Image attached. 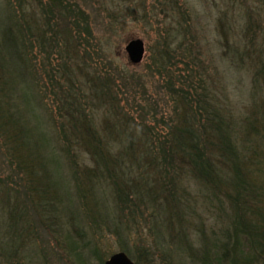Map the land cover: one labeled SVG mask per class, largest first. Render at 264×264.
Wrapping results in <instances>:
<instances>
[{"label": "rangeland", "instance_id": "1", "mask_svg": "<svg viewBox=\"0 0 264 264\" xmlns=\"http://www.w3.org/2000/svg\"><path fill=\"white\" fill-rule=\"evenodd\" d=\"M17 1L0 0V22L3 10L13 16L12 8L17 9L20 4ZM22 1L23 18L34 20L38 28L41 27L45 21L39 14L41 5H47L48 0ZM68 1L84 10L90 23L92 40L84 45L88 49L87 62L75 59L83 68L79 78L91 80L96 74L111 78L115 99L120 97L117 102L121 106L128 100L133 113L129 115L145 133L151 130L163 135L178 124L177 119L168 114L171 103L162 90L157 89L160 84L154 78V63L165 56L166 46H174L175 31L187 30V43L208 69L207 78L213 93L208 101L234 127L236 138L233 140L241 155L239 171L248 182L261 187L256 206L262 217L254 218L261 230L264 229V85L263 77L260 78L264 62V48L261 49V45L264 46V0H175L176 5L173 0ZM56 16V13L46 14L53 29L57 28ZM132 40H140L145 49L144 58L135 66L129 63L124 50ZM51 60L53 66L59 63L58 59L54 61L51 57ZM198 65L194 67L197 79L203 73ZM6 67L0 62V68L5 70ZM10 73L4 81L6 85L0 83V119L12 120L8 131L17 148L11 144L3 146L0 141V264H100L120 251L136 264L170 261L186 264L166 255L167 245L185 242L182 249L187 257L208 240L214 243L217 238L222 239L220 233L228 230L232 216L225 196L231 194L220 192L221 182L217 178L191 174L180 162L173 168L163 164L162 167L125 164L131 177L140 174L147 183L139 191H147L141 197L147 194V198L153 199L152 190L159 188L160 182L170 185L162 196L156 193L154 197L161 208L156 210L151 204L139 203L134 215H129L127 206L131 205L125 202L114 205L109 181L101 177L107 168L99 169L102 161L92 160L88 143L77 140L64 151L54 141L36 80L27 77L22 83L17 73ZM90 80L83 81L88 88ZM84 90L81 95L97 128L104 119L121 123L117 117L119 109L114 114L108 112L109 108L93 107V93ZM115 105L112 111L119 108L116 102ZM104 135L108 138L107 132ZM0 138L4 136L1 134ZM107 145L103 144L102 149L109 153L118 147V144L111 148ZM27 154L37 158L34 165L38 162L40 165L39 169L37 165L31 166L30 173L26 170ZM223 165L217 169L225 178L231 175V170ZM41 170L48 175L45 177ZM227 172L230 173L226 176ZM35 173L37 178L32 180L31 174ZM47 206L55 215L52 211L47 216ZM71 210H76L84 222L75 226ZM51 214L53 219L58 217L59 226L68 234L66 245L61 241L62 245L57 246L51 236L52 228L58 225L55 220H49ZM8 223H12L16 231ZM252 253L245 250L240 258H253V264H264V256L260 260L252 257Z\"/></svg>", "mask_w": 264, "mask_h": 264}, {"label": "trees", "instance_id": "2", "mask_svg": "<svg viewBox=\"0 0 264 264\" xmlns=\"http://www.w3.org/2000/svg\"><path fill=\"white\" fill-rule=\"evenodd\" d=\"M17 2L20 4L17 9L12 8L13 16L3 10V20L0 22V28L3 27L2 35L0 34V62L7 65L5 70L0 68V83L6 82L8 73L12 71L20 76L22 83L27 77L36 80L39 98L43 102L50 128L53 129L54 141L64 151L74 145L77 140L91 146L89 148H91L92 160L97 161L95 163L102 161L99 169L102 166L107 168L106 172L103 170L101 177L109 181L114 205H122L123 202L131 205L132 207L127 206L131 216L136 212L135 206L139 203L144 206L151 204L157 210L162 205L154 199L157 197L156 193L162 196L164 190L170 186L167 182H160V187L152 190L153 199L147 198V194L141 197L140 195L147 191H139L143 190L142 185L147 183L140 174L134 178L131 177L132 173L125 164L131 167L133 164L136 166L156 164L154 165L156 167L157 164H163L165 167L173 168L177 167L175 165L177 162L184 163L191 174L198 177L217 178L221 182L220 192L231 194L225 198L230 204L232 216L228 230L224 229L220 233L222 239L217 238L214 243H211L212 241L209 243L208 240V243L198 245L199 247L187 257H185V249H182V243L184 245L186 243L182 240V243L177 245L175 243L167 245L168 254L166 251L164 253L177 258L175 262L182 261L186 264H253V258L251 260L240 258L245 250H251L252 257L257 256L258 259L263 260L261 257L264 256V229L261 230L257 219L254 218V216L262 217L256 206V200L261 196L262 190L256 184L248 182L239 171L241 155L237 153L239 151L236 141L234 142L236 138L233 136L234 127L227 120L228 118L211 107L208 101V96H213L211 82L207 78L208 69L204 62L195 56L190 43H187V30L178 28L172 37L174 46H166L163 49L165 56L154 63L156 73L154 78L160 84L157 89L162 90L168 102L171 103L168 114L173 115L178 124L163 135L151 130L145 133L144 130H139L137 121L130 116L133 113L128 107V100L121 106L117 102V98L120 99V97L117 96L115 99L111 78H107V75L98 77L96 74L91 80L89 79L90 88L83 83L84 80L85 83L89 82L87 78L84 80L79 78L83 68L75 59L86 61L88 49L84 45L92 40L89 38L90 23L84 14L85 11L77 3L72 4L68 0H48L47 5H41L42 12L39 14L45 21L38 28L34 20L29 18L26 20L21 15L23 8L21 9L20 6L24 1ZM174 4L176 5V2ZM55 13L57 18L54 22L57 28L53 29L46 14ZM21 17L23 20L20 19ZM261 46V49L264 48L263 44ZM51 57L54 61L58 59L59 63L56 66H53ZM196 63L203 68V73L200 74L202 77L198 79L195 78L198 74L194 68ZM83 65L86 67L84 62ZM180 66L181 70H179ZM260 69V78L263 77L264 85V62ZM256 76L258 77L257 74ZM4 86L2 89L5 88ZM84 89L93 93L91 96L93 107L109 108L108 112L114 114L119 109L117 117L121 123L104 119L97 128L94 123L95 118L88 112L90 109L86 106V99L81 95ZM22 95L25 102L26 95L24 96V92ZM115 102L119 108H114L112 111V108L116 107ZM0 121V135L4 136V139L0 138V141L3 146L11 144L13 148H17L14 147L17 143L11 136L12 133L8 131L9 126L13 125L12 120L1 117ZM105 132L108 133V138L104 135ZM108 139H110L109 142ZM51 143L52 141L49 144ZM107 143L110 148L117 147L116 144L118 147L109 153L102 149L103 144ZM27 158L29 161L27 172L31 166L37 165L38 169L40 168L39 162L34 165L37 159L34 155L27 154ZM224 163L231 170V175L227 172L226 176L229 175L225 178L221 177L217 169L224 166ZM40 172L45 177L46 174L48 175L45 171ZM31 175H29L31 179L36 180L37 174ZM82 188L84 189V186ZM3 192L5 193L4 190ZM174 205L177 206V203L174 202ZM52 211L50 206L45 207L47 216ZM71 214L75 216V226L84 222L81 219L83 217L76 210L75 212L71 210ZM57 218L53 219L52 214L49 218L50 221L55 220L58 223L56 228H52L51 236L57 246H61L62 243L66 245L65 238L68 234L62 231L59 226L61 223ZM8 225L15 230L12 223ZM126 227L129 232V226L126 225ZM127 231L125 233H128ZM14 234L13 231L12 237ZM171 237L174 238L170 236V239ZM186 239L184 233L183 240L186 241ZM183 254V258H180ZM168 259H170L169 256ZM103 263L104 261H101L100 264ZM166 264L177 263L170 261Z\"/></svg>", "mask_w": 264, "mask_h": 264}, {"label": "water", "instance_id": "3", "mask_svg": "<svg viewBox=\"0 0 264 264\" xmlns=\"http://www.w3.org/2000/svg\"><path fill=\"white\" fill-rule=\"evenodd\" d=\"M128 60L132 65H138L143 59L144 47L140 40H133L125 47ZM105 264H133L124 253L112 255Z\"/></svg>", "mask_w": 264, "mask_h": 264}]
</instances>
